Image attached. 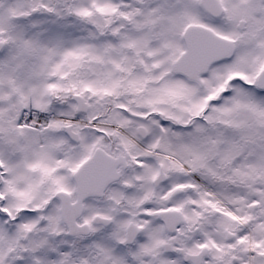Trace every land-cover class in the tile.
<instances>
[{"label":"snow or ice","instance_id":"1","mask_svg":"<svg viewBox=\"0 0 264 264\" xmlns=\"http://www.w3.org/2000/svg\"><path fill=\"white\" fill-rule=\"evenodd\" d=\"M0 264H264V0H0Z\"/></svg>","mask_w":264,"mask_h":264}]
</instances>
